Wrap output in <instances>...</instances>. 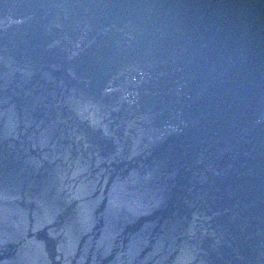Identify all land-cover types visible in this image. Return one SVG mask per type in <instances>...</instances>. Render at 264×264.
Returning <instances> with one entry per match:
<instances>
[{"label":"water","instance_id":"obj_1","mask_svg":"<svg viewBox=\"0 0 264 264\" xmlns=\"http://www.w3.org/2000/svg\"><path fill=\"white\" fill-rule=\"evenodd\" d=\"M0 264H264V0H0Z\"/></svg>","mask_w":264,"mask_h":264}]
</instances>
